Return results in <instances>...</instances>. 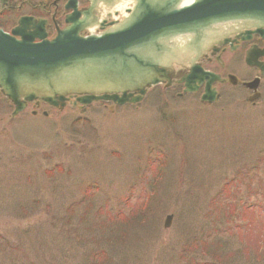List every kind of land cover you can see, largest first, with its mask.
<instances>
[{
    "label": "rangeland",
    "instance_id": "374dc122",
    "mask_svg": "<svg viewBox=\"0 0 264 264\" xmlns=\"http://www.w3.org/2000/svg\"><path fill=\"white\" fill-rule=\"evenodd\" d=\"M218 90L14 121L0 94V264H264V104Z\"/></svg>",
    "mask_w": 264,
    "mask_h": 264
},
{
    "label": "water",
    "instance_id": "95a60500",
    "mask_svg": "<svg viewBox=\"0 0 264 264\" xmlns=\"http://www.w3.org/2000/svg\"><path fill=\"white\" fill-rule=\"evenodd\" d=\"M92 1L51 41L32 18L20 19L11 34L0 29V91L14 104L13 117L34 101L60 111L100 101L124 106L158 85L182 84L194 92L204 81L203 101L212 103L213 76L201 64L232 37L264 30V0H195L184 7L183 0H130L122 10L113 0ZM99 3L111 11L112 24L101 23L94 11L102 9ZM41 25L29 34V27ZM85 31L90 34L81 37ZM36 38L42 42L34 44ZM171 222L169 216L165 226Z\"/></svg>",
    "mask_w": 264,
    "mask_h": 264
},
{
    "label": "flooded vegetation",
    "instance_id": "af4514ba",
    "mask_svg": "<svg viewBox=\"0 0 264 264\" xmlns=\"http://www.w3.org/2000/svg\"><path fill=\"white\" fill-rule=\"evenodd\" d=\"M68 1L62 3V0H41L39 2L19 0L18 8H27V10L18 17L13 26L15 27L23 16L42 19L45 20V30L51 38L59 29L66 27V17L72 12L71 8H68L70 7ZM90 2L91 0H78L77 9H89ZM105 6L103 5L101 10L94 11L98 12L97 15L100 16L101 23L110 25L115 19H112L111 11L105 9ZM262 31L253 30L248 37L243 39L232 38L229 44L219 47L218 51L216 49L213 58L202 63L203 69L213 73L216 78L213 88L222 85L233 89H242L247 97L244 104L253 107H259L261 102L264 104V30ZM29 32L35 34L33 29H29ZM87 34L85 32L82 35ZM178 87L183 91L182 86ZM252 97L255 99L251 101ZM32 105L35 109L40 107V103Z\"/></svg>",
    "mask_w": 264,
    "mask_h": 264
},
{
    "label": "bare ground",
    "instance_id": "6f19581e",
    "mask_svg": "<svg viewBox=\"0 0 264 264\" xmlns=\"http://www.w3.org/2000/svg\"><path fill=\"white\" fill-rule=\"evenodd\" d=\"M195 0H183L181 2V7H184V6H188V5H191ZM131 4L130 0H113L110 4L116 9H120L122 7V5H128V4ZM122 10V9H120ZM210 36H213V34ZM171 48L175 49L174 45H171Z\"/></svg>",
    "mask_w": 264,
    "mask_h": 264
},
{
    "label": "trees",
    "instance_id": "16d2710c",
    "mask_svg": "<svg viewBox=\"0 0 264 264\" xmlns=\"http://www.w3.org/2000/svg\"><path fill=\"white\" fill-rule=\"evenodd\" d=\"M1 2L5 3L6 0H0ZM6 3H8V1H6Z\"/></svg>",
    "mask_w": 264,
    "mask_h": 264
}]
</instances>
